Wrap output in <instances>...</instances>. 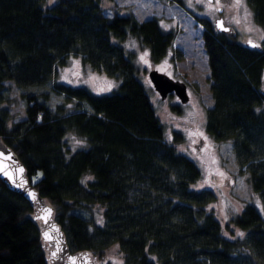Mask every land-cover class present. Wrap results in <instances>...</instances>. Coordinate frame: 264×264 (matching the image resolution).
<instances>
[{
	"label": "trees",
	"instance_id": "16d2710c",
	"mask_svg": "<svg viewBox=\"0 0 264 264\" xmlns=\"http://www.w3.org/2000/svg\"><path fill=\"white\" fill-rule=\"evenodd\" d=\"M264 30V0H247ZM213 103L205 130L230 142L240 172L264 204V38L248 47L198 17ZM134 36L153 62L172 49L175 33L157 17L106 15L99 0H0V138L23 163L30 184L53 208L70 251L101 257L117 244L124 264H264V214L252 203L225 225L210 206L209 186L196 162L169 139L134 52ZM70 54L115 77L111 91L54 83L47 92H23L24 117L15 120L4 81L42 85ZM75 99L74 107L66 105ZM174 106V105H173ZM93 205L102 207L96 214ZM34 208L0 178V264H49ZM95 216V217H94ZM228 223L243 230L226 235Z\"/></svg>",
	"mask_w": 264,
	"mask_h": 264
},
{
	"label": "rangeland",
	"instance_id": "374dc122",
	"mask_svg": "<svg viewBox=\"0 0 264 264\" xmlns=\"http://www.w3.org/2000/svg\"><path fill=\"white\" fill-rule=\"evenodd\" d=\"M52 1L54 0H46L47 3ZM99 3L108 16L114 10L119 13L131 11L138 20L155 16L162 27L174 31L172 49L156 62L150 59L147 47L134 36L126 37L121 44L127 51L134 52L140 69L138 75L163 124L166 138L171 137L173 130L182 133L183 140L177 144V148L192 158L201 171L200 180L193 186L212 188L215 198L210 206L215 209L221 223L225 225L229 222L245 203L254 204L264 214L262 197L249 186L247 172L239 171L230 142H217L205 130L206 110L212 105L213 99L209 89L207 55L201 39L203 25L198 17H205L213 22L218 15L212 8L215 3H208L206 0H99ZM223 14L235 29L237 41L245 43L247 39H253L261 43L264 30L254 21L247 0H240L239 4L237 0L227 2ZM151 68L186 79L190 90L189 103L176 105L172 97L161 99L148 78ZM58 82L84 85L95 94H103L111 91L118 80L89 66L80 54H70L64 64L56 65L55 73L45 84L19 87L12 81H4L2 91L8 99L7 106L15 120L24 117L23 92H47L50 104L62 102L63 95L52 89L54 83ZM65 103L74 107L76 100L70 99ZM91 209L96 216L102 207L93 205ZM95 218L98 219L97 216ZM225 233L236 237L243 234V230L228 223ZM95 258L96 264H124L123 254L117 244H112L101 257Z\"/></svg>",
	"mask_w": 264,
	"mask_h": 264
},
{
	"label": "water",
	"instance_id": "95a60500",
	"mask_svg": "<svg viewBox=\"0 0 264 264\" xmlns=\"http://www.w3.org/2000/svg\"><path fill=\"white\" fill-rule=\"evenodd\" d=\"M213 26L217 31L230 37L236 35L235 29L224 21L221 14L213 20ZM245 44L248 47L259 46L253 39H247ZM148 78L161 99L166 98L171 91H174L183 103L189 99L184 81L174 79L156 68L148 71ZM262 94L264 95V90ZM0 178L11 190L21 194L33 206V216L39 221L41 238L49 248L47 255L49 264H96V258L87 250L70 251L68 249L63 231L54 218L52 206L30 184L23 163L1 138Z\"/></svg>",
	"mask_w": 264,
	"mask_h": 264
},
{
	"label": "flooded vegetation",
	"instance_id": "af4514ba",
	"mask_svg": "<svg viewBox=\"0 0 264 264\" xmlns=\"http://www.w3.org/2000/svg\"><path fill=\"white\" fill-rule=\"evenodd\" d=\"M208 3H215V6H213L212 8H213V10H215V11H217V13H218V15L219 14H221L222 16H223V19H224V21L227 23V24H229L228 22H227V19L225 18V16H224V8H225V4L227 3V2H230V1H232V0H206ZM217 15V16H218ZM230 25V24H229ZM159 70V69H158ZM159 71H161V70H159ZM166 72V71H165ZM167 73V72H166ZM168 75H170L171 77H173L174 79H179V80H182V81H184L185 83H186V90H187V93H188V96H189V99L186 101V102H184V103H182L180 100H179V98L177 97V95H176V93L174 92V91H171V92H169L168 94H167V96H166V98L165 99H167V98H169V97H172L174 100H175V104L176 105H183V104H187V103H189V101H190V90H189V84H188V81L186 80V79H184L183 77H176V76H173V75H171V74H169V73H167Z\"/></svg>",
	"mask_w": 264,
	"mask_h": 264
},
{
	"label": "snow or ice",
	"instance_id": "6c2138e0",
	"mask_svg": "<svg viewBox=\"0 0 264 264\" xmlns=\"http://www.w3.org/2000/svg\"><path fill=\"white\" fill-rule=\"evenodd\" d=\"M240 3V0H237V4H239ZM253 46H255V45H253ZM21 171H22V169H21Z\"/></svg>",
	"mask_w": 264,
	"mask_h": 264
},
{
	"label": "bare ground",
	"instance_id": "6f19581e",
	"mask_svg": "<svg viewBox=\"0 0 264 264\" xmlns=\"http://www.w3.org/2000/svg\"><path fill=\"white\" fill-rule=\"evenodd\" d=\"M165 99V98H164ZM183 103V102H182Z\"/></svg>",
	"mask_w": 264,
	"mask_h": 264
}]
</instances>
